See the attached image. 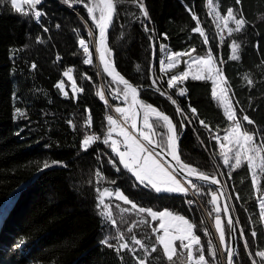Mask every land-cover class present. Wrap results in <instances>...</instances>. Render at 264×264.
<instances>
[{
	"label": "trees",
	"instance_id": "obj_1",
	"mask_svg": "<svg viewBox=\"0 0 264 264\" xmlns=\"http://www.w3.org/2000/svg\"><path fill=\"white\" fill-rule=\"evenodd\" d=\"M207 1L143 0L148 12L145 18L137 0H114L116 12L107 44L116 71L138 88L140 100L168 115L176 125L177 154L182 162L215 176L224 187L237 229L234 262L252 264L260 258L249 253L264 251V221L259 217L264 175L254 187L246 162L234 170L231 164L221 162L220 146L214 137L222 138L231 122L212 97L210 82L187 79L179 86L186 94L180 96L177 89L167 87L171 72L161 71L158 64L160 47L167 53H190L195 57L211 51L227 81L238 120L256 133L257 142H264V0H241L240 4L235 0H213L221 17L232 8L237 18L242 15L246 20L241 32L222 39L215 27L216 15L208 12ZM36 7L43 13L40 23L31 15L16 13L10 3L0 0V264H137L127 250L117 254L114 248L101 244L106 236H115L117 229L129 242L134 235L149 250L158 248L157 253H145L132 245L137 249L135 255L148 264H184L186 253L181 254L179 243L172 262L163 257L152 234L158 221L142 217L130 205L104 197L117 228L104 223L98 214L97 189L105 188L113 192L119 189L140 206L184 216L196 225L209 264H226L225 246L209 224L206 197L202 198L203 209L188 208L185 196L157 194L150 188L134 186L135 178L123 170L111 148L102 142L110 110L97 93L103 91L113 108L127 107L128 103L118 95L123 87L104 76L94 57L92 45L98 29L86 8L72 0H42ZM193 14L208 43L193 31L197 26ZM230 27L234 28L232 23ZM89 30L93 36H89ZM80 39L89 43L91 65L83 63ZM233 42L239 45L238 60L230 59ZM68 68L73 69L72 80L63 75ZM61 82L63 91L56 87ZM73 82L83 91L76 92ZM178 107L183 115L177 112ZM190 107L196 109L195 114ZM89 114L90 127L86 123ZM244 115L254 124L243 121ZM200 120L212 131L205 129ZM89 134L99 139L84 151L82 141ZM113 138L120 140L115 133ZM110 159L121 171H116ZM45 162L50 164L48 168H43ZM202 189L213 191L204 186ZM126 207L130 211L122 212ZM219 215L228 244V227L222 211ZM142 218L148 222L139 223ZM129 228H133L131 233ZM252 231L257 232L256 237L251 236ZM245 239L250 245L247 250ZM209 241L216 250L215 261L208 252ZM110 243L117 244L115 240Z\"/></svg>",
	"mask_w": 264,
	"mask_h": 264
},
{
	"label": "snow or ice",
	"instance_id": "obj_2",
	"mask_svg": "<svg viewBox=\"0 0 264 264\" xmlns=\"http://www.w3.org/2000/svg\"><path fill=\"white\" fill-rule=\"evenodd\" d=\"M6 2L10 3L11 9L16 13H21L25 16L31 15L37 23H40V18L43 13L38 10L36 6L40 5L42 0H6ZM66 2H68V0H66ZM77 2L83 4L92 24L95 26V29H98L99 35L96 39L95 52L98 54L99 62L103 66V72L111 77L114 83L123 85L118 95H122L124 101L128 103V106L124 108H115V111L119 113L122 118V123L113 118V116L108 115L106 117L108 128L102 142L111 148V152L118 158L119 165H122L123 170H126L131 174V177L135 178L134 186L150 188L157 194L169 193L187 196L189 194V189L192 190L193 195H200L202 194L201 188L203 185H220V181L216 179L215 176H210L182 162L180 156L177 154V129L172 119L151 104L138 99V88L129 83L128 80L116 71L114 64L110 60L112 51L107 44V31L113 22V17L116 12V3L114 0H88V2H85V0H72V3ZM137 2L143 16L148 18V12L143 5V0H137ZM235 2L236 4H240L241 0H235ZM22 4H27L29 8L25 10ZM208 5L211 11L215 13L217 20L223 19V26L227 29L229 35L233 32L239 33L245 28L246 20L242 15L240 18H237L232 8L227 10L226 16L221 17L220 13L216 11L218 6L213 5V0H208ZM192 19L197 21V26L193 31L199 33L201 37H204V43H208V37L199 26L198 18L193 14ZM229 22L234 23L235 27H229ZM44 30L47 31L48 29L45 28ZM145 31H148L147 27H145ZM93 34V31L89 30V36H93ZM79 46L83 50L85 56L83 63L88 65L92 64L93 53L90 52L89 43L84 39H80ZM191 51L195 52V49ZM238 53L239 45L233 42L231 45L230 59L238 60ZM184 55H190V53H175L169 55L166 66L165 61H160L161 71H166L167 69L175 67L179 62L178 58ZM194 65L195 69L193 70ZM32 67L35 68V64H33ZM72 72L73 69L68 68L63 75L68 77L69 80H72ZM190 72L193 73L191 75V79L193 80H210L212 82V97L223 107L224 116L227 118V121L231 122V126L227 130L226 135L222 138L219 136L214 137L217 144L220 146V155L223 157L224 165L229 166L230 162L234 161V163H231V167L234 170L240 168L246 162L251 172L252 185L256 187L259 176L264 175V142L257 143L256 133L250 132L243 127L240 120H238L236 111L228 98L227 87L222 86L227 85V81L221 70L216 67V61L211 51L204 57H192L191 61L188 62V70L178 75L171 76L167 80V87L172 89L176 86L177 82L187 80L190 76ZM248 83L251 84L252 81L248 80ZM152 84L155 86L156 80H153ZM56 87L63 91V82L58 83ZM73 87L76 92L83 91L81 88L75 86V82H73ZM156 90L160 91L161 95H165L159 88ZM97 94L100 99L104 100L107 104L103 91ZM185 94V90L179 91L180 96H185ZM65 95H67V93H65ZM169 99H171V97H169ZM172 102L174 104L176 103L175 100ZM190 111L193 114L196 113L195 108L190 107ZM177 112L183 115V110L179 107L177 108ZM17 113L23 115L19 110H17ZM184 118L187 119L186 116ZM242 119L249 125L254 124V121L247 115H244ZM69 123L71 124L72 122L69 121ZM86 123L88 127L91 126V114H89ZM200 124L208 131H212L203 120H200ZM182 126L181 124V127ZM158 128H164L166 131L159 132L157 131ZM113 133L122 139H114ZM154 137H159L160 139L157 140L154 139ZM98 139L99 137L94 134L87 135L82 141V150L87 151ZM166 156H171L175 164L168 161L165 158ZM109 163L112 164L117 172L121 171L115 160L110 159ZM49 166L50 164L47 162L43 164V168H48ZM257 170H259V172ZM96 175L102 178L100 172H97ZM189 177L192 178L190 179ZM195 181H200L201 184L198 185ZM256 190L258 192L260 191L258 187ZM97 192L98 214L104 223L110 225L112 228H117V222L113 218L111 207L104 199L105 196H114L116 200L122 201L124 205H130V209L135 213L141 214L142 217H150L151 221L159 222L158 226L152 228V234L155 236L156 245H159L163 257L166 258L168 262H172L173 258L177 256V242H179V249L182 250L181 254L186 253L184 264H209L205 256V249L201 244V238L196 233V225L184 216L176 215L168 210H153L150 207L140 206L119 189L114 192L109 189H104L103 191L97 189ZM210 194L211 199L209 203L214 206L212 211L217 213L215 217V229L216 232L219 233V242L221 245L225 246L227 264H235L233 258L236 256V252L230 245L226 244L225 241V229L219 215L221 209L217 204L218 193L212 191ZM220 194L222 195V193ZM187 203L192 204L193 201L188 200ZM130 209L127 207L123 208L122 212L127 213ZM224 212H228L227 206H225ZM259 217L260 220L264 221V195L261 196L259 201ZM147 222L148 221L143 218L139 221V223ZM236 223L239 224V221H236ZM227 224L229 229L233 228V219L231 216L228 217ZM133 227H135V225H133ZM132 231L133 228L128 229L129 233ZM240 236L241 238L245 237L243 229L240 230ZM251 236L256 237L257 232L252 231ZM110 240H115L117 244H111ZM101 244L109 248H114L117 254L127 250L136 259L137 264H148V262L135 255L137 249L132 247V245L139 246V249L144 250L145 253H149V251L150 253H157L158 251L156 246H153L149 250L144 241L137 239L134 235L131 236L129 242L118 229L115 236H106L101 240ZM249 247L248 240L245 239L244 248L247 250ZM208 252L212 260L215 261L216 250L211 244V241H209L208 244ZM253 255L259 257L260 260L257 261L254 259L252 264H264V251L249 253V256Z\"/></svg>",
	"mask_w": 264,
	"mask_h": 264
},
{
	"label": "rangeland",
	"instance_id": "obj_3",
	"mask_svg": "<svg viewBox=\"0 0 264 264\" xmlns=\"http://www.w3.org/2000/svg\"><path fill=\"white\" fill-rule=\"evenodd\" d=\"M207 5H208V1H207ZM22 7L23 8H26V7H28L29 8V6L27 5V4H22ZM208 12L209 13H212V11H211V9L209 8V5H208ZM230 23H232V22H229V27H230ZM233 24V26L235 27V25H234V23H232ZM215 27H216V29H217V35H218V37H219V39H222V37L224 38L227 34H228V32H227V29H225L224 28V26H223V19H220V20H217L216 18H215ZM91 41H93V40H91ZM95 45V44H94ZM93 46V45H92ZM94 50V49H93ZM159 60L160 59H163V58H165L166 57V61H165V64L167 65V58H168V55L166 56V54H165V52H164V50H163V48L162 47H160L159 48ZM94 55H95V52H94ZM172 55V54H171ZM95 57V59H96V56H94ZM192 57H195V56H192L191 54L190 55H184V56H181V57H179L178 58V60H179V62L176 64V66L175 67H173V68H171V70H166V71H170L171 72V75L169 76V77H171V76H173V75H178V74H180L181 72H183V71H185V70H188V62H190L191 61V59H192ZM84 59H85V57L83 58V61H84ZM96 61H97V59H96ZM85 65H88V64H85ZM91 65V64H90ZM216 67L217 68H219L217 65H216ZM195 69V65L193 66V70ZM220 69V68H219ZM222 72V71H221ZM193 73L192 72H190V76H189V78L188 79H191V75H192ZM191 80H193V79H191ZM208 82H210V84H211V89H212V82L210 81V80H207ZM179 82H177V84H178ZM176 84V85H177ZM222 86H224V87H227V85H222ZM227 94H228V98H229V100L231 101V103H232V99H231V96H230V94H229V90H228V87H227ZM129 102H130V98H129ZM117 107H121V108H124L125 106H123V105H117V106H115L114 107V110H115V108H117ZM222 107V106H221ZM223 108V107H222ZM230 126H231V124H230ZM230 126L227 128V130L230 128ZM163 130L164 131H166V129H164L163 128ZM227 130L225 131V133H224V135H226L227 134ZM223 135V136H224ZM222 136V137H223ZM224 143H227V142H224ZM257 143H259V142H257ZM220 160H221V162H223V157L220 155ZM231 163H234V161H232V162H230V164ZM258 172H259V170H257ZM259 178H261V175L259 176ZM105 189H108V188H105ZM210 189V188H209ZM104 190V189H103ZM102 190V191H103ZM110 190V189H109ZM212 190V189H211ZM154 191V190H153ZM214 191V190H213ZM155 192V191H154ZM211 192H208V193H205V197L207 198V202H208V204H209V208H208V212H207V216H208V219H209V224L210 225H212V229L213 228H215V217H216V215H217V213H215V212H213L212 211V209H213V205L211 204V203H209V201H210V199H211V194H210ZM161 194V193H160ZM164 194H169V193H164ZM174 195V194H173ZM175 195H177V194H175ZM263 195H264V190H263ZM108 196H105V198H107ZM113 198H115L114 196H113ZM184 200H185V198H184ZM218 200H219V196H218ZM218 200H217V204H218ZM220 202V201H219ZM218 206L220 207V209H221V211H222V208H221V204H218ZM199 208H201V209H203L204 207L203 206H198ZM220 214V213H219ZM177 215V214H176ZM150 218V217H149ZM151 219V218H150ZM159 223V222H158ZM159 234V233H158ZM215 234L217 235V236H219V233L218 232H216V229H215Z\"/></svg>",
	"mask_w": 264,
	"mask_h": 264
},
{
	"label": "water",
	"instance_id": "obj_4",
	"mask_svg": "<svg viewBox=\"0 0 264 264\" xmlns=\"http://www.w3.org/2000/svg\"><path fill=\"white\" fill-rule=\"evenodd\" d=\"M114 18H115V14H114V17H113V21H114ZM111 26H112V24L109 26V29L107 31V35L109 33V30H110ZM98 35H99V32L97 30L96 39H97ZM95 47H96V40H95V45L93 44L94 52H95ZM95 56H96V59H97V63L99 65L102 73L104 74V76L108 80L113 82L111 77H109L106 73L103 72V66L100 64L99 58H98V54L96 52H95ZM115 84L123 87V85H120V84H117V83H115ZM138 99H140V93L138 95ZM138 126H139V120H138ZM157 150H159V149H157ZM165 158L168 161H170L172 164H175V161L172 160V158L170 156H166ZM189 178L191 179L192 177H189ZM195 182L198 183V184H201L200 181H195ZM203 186L207 187V188H210V189H212V190H214V191H216L218 193L219 201H220L221 208H222V214H223V217H224V220H225V224L227 225V227H228V224H227L228 217L231 216V218L233 219V228L229 229V227H228V245H230L231 248L234 249L235 252H237V239H238V237H237V229H236L235 222H234L233 212H232V209H231V206H230V203H229V200H228V197H227V194L225 192L224 187L222 186L221 183H220V185H203ZM220 193H222V195ZM225 206H227V208H228V212L227 213L224 212ZM235 257L236 256H234V258H233L234 261H235ZM226 264H227V257H226Z\"/></svg>",
	"mask_w": 264,
	"mask_h": 264
},
{
	"label": "built area",
	"instance_id": "obj_5",
	"mask_svg": "<svg viewBox=\"0 0 264 264\" xmlns=\"http://www.w3.org/2000/svg\"><path fill=\"white\" fill-rule=\"evenodd\" d=\"M105 99L108 102V107H109V110H110V114L109 115L113 116V118L117 119L118 121H120L122 123V118H121L120 114L117 113L114 110L113 106L110 104V102L107 100V98H105ZM198 185H200V184H198ZM201 192H202V194H200V195H193L192 190L189 189V194L187 195V200H184L185 206L188 207V208L189 207H193V206H197V207L198 206H203L202 198L205 197V193L206 192L202 188H201ZM188 200H192L193 203L192 204L187 203Z\"/></svg>",
	"mask_w": 264,
	"mask_h": 264
},
{
	"label": "crops",
	"instance_id": "obj_6",
	"mask_svg": "<svg viewBox=\"0 0 264 264\" xmlns=\"http://www.w3.org/2000/svg\"><path fill=\"white\" fill-rule=\"evenodd\" d=\"M165 54H166V56H167V55L169 56V55H171V54H173V53H167V52L165 51ZM160 61H166V57L163 58V59L158 60L159 68H160V70H161ZM165 66H166V64H165ZM167 70H171V68H170V69H167ZM181 83H182V82H179L175 87H173V88L177 89L178 94H179V91L182 90L181 87L179 88V86H181ZM116 137L119 138V139H122L121 137H118V136H116ZM115 139H116V138H115ZM170 157H171V156H170ZM171 158H172V157H171ZM177 195L184 196V195H182V194H177ZM177 243H179V242H177Z\"/></svg>",
	"mask_w": 264,
	"mask_h": 264
},
{
	"label": "bare ground",
	"instance_id": "obj_7",
	"mask_svg": "<svg viewBox=\"0 0 264 264\" xmlns=\"http://www.w3.org/2000/svg\"><path fill=\"white\" fill-rule=\"evenodd\" d=\"M107 105H108V102H107ZM185 196V195H184ZM185 200H187V196H185Z\"/></svg>",
	"mask_w": 264,
	"mask_h": 264
}]
</instances>
